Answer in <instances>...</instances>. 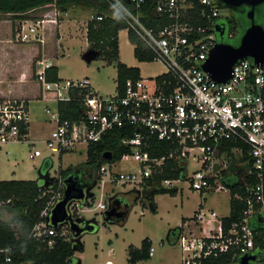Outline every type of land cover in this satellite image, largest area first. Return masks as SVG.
<instances>
[{
	"label": "built area",
	"instance_id": "1",
	"mask_svg": "<svg viewBox=\"0 0 264 264\" xmlns=\"http://www.w3.org/2000/svg\"><path fill=\"white\" fill-rule=\"evenodd\" d=\"M104 1L113 14L93 11L89 22L108 17L121 19L128 31L139 38L145 51L154 60H160L167 71L153 80L142 77L127 80L123 91L117 89L115 95L104 97L88 79L49 81L47 71L54 62L45 56L38 58L35 77L46 102L57 106L71 100L72 88L90 90L84 98L83 118L79 122L61 120L58 108L45 110L53 125L46 140L49 150L61 155L85 147L88 152L91 144L100 143L110 133H118L121 145L132 150L123 159L133 158L141 170L112 173L111 184H137L150 189L148 181L154 174L163 173L167 160L171 159L178 163L180 177L163 180L160 187L164 189H173L188 180L189 188L201 194L226 190L231 193L232 188L224 182V172L237 177L246 196L237 193L235 198L248 203L240 219L225 231L216 211L198 209L193 222L201 224L200 230L188 229L190 225H186L176 242L181 244L184 264H204L209 257L231 252L233 259L254 256L252 264H264V67L251 59L239 61L226 83L213 80L204 70L219 42L216 26L222 7L218 0ZM148 6L159 18L153 20L146 14ZM44 9L45 13L35 17L21 15L16 26L19 42L38 43L44 48L47 26L59 27L62 14L68 15V11H61L55 4ZM151 20L154 24L148 26ZM229 37L234 38L231 33ZM134 46L136 49L139 45ZM31 121L27 100L0 99V150L13 143L35 146L37 140L31 137ZM153 140L170 143L175 149L168 157L154 158L150 151ZM225 144H234V147L230 149ZM243 147L247 148L246 152ZM42 154L40 150H31L30 158L36 159ZM232 155L241 158L243 167L239 174L228 169L232 162L227 158H233ZM192 161L199 164V169L189 177ZM117 163L103 165L99 185L104 186V177L108 171L113 172L112 167ZM62 198L63 194L56 196L42 212L43 220L33 229L35 238L58 235L50 219L53 208ZM96 208L105 213L110 209L104 201ZM85 209L86 204L73 201L69 214L72 219H79L78 211L85 212ZM65 226L67 229L63 230ZM59 227L61 235L70 240V226L60 224ZM52 245L53 240L49 242ZM154 253L155 248L151 247L150 257ZM4 264H13L9 255Z\"/></svg>",
	"mask_w": 264,
	"mask_h": 264
},
{
	"label": "rangeland",
	"instance_id": "2",
	"mask_svg": "<svg viewBox=\"0 0 264 264\" xmlns=\"http://www.w3.org/2000/svg\"><path fill=\"white\" fill-rule=\"evenodd\" d=\"M92 12L74 7L68 11L67 16L62 14L59 27L51 24L47 26L46 48L48 46L50 49V56L47 58H52L54 65L58 67L60 79L65 81L88 79L100 95L107 97L116 94L117 65L119 62L128 67L138 68L141 77L148 80H153L167 71L166 66L160 60L140 62L136 58L135 46L130 41L128 29L119 34V61L109 65L103 60L92 58L95 52L91 49L87 39V26ZM221 17L227 20L231 14L222 7ZM18 21H20L19 16L0 13V59L6 58V62L11 66V70L8 69L5 73L0 74V78L4 80L0 83H4V86L19 76L18 70H22L24 67L26 69V64L31 62L32 57L39 49L43 50V47L38 43L18 41L16 32ZM230 33L232 37L238 40V30L232 28ZM230 33L227 32L226 37L230 38ZM19 48L21 59L27 63L25 62L22 66L21 64L15 66V62L12 63L10 57H14ZM27 70V73H30L29 69ZM33 77L35 78L32 75ZM29 79L31 78L26 76L23 81L26 83V87L29 86L27 92L29 96H32L37 93L39 86L37 82H30ZM21 86L24 84L19 82V87ZM47 108L55 111L57 106L55 103L37 98L31 101V137L37 140L36 145L13 143L1 149L0 180L39 181L46 175L47 184L52 182V185L55 178L60 177L61 169L71 168L78 171L79 174L88 169V152L85 147L65 154L63 157H60L58 153L53 154L49 150L46 140L51 135L53 125L48 121L45 113ZM31 150H40L43 154L39 158L31 159ZM232 156L233 158H227L232 162L228 169L239 174L243 167L242 162H240L241 158ZM112 169L113 172L108 171L104 177L106 183L103 187L97 182L93 184L89 191L90 196L85 212L78 211L77 213V216L96 225L94 231L87 232L81 237L84 251L77 253L76 257L82 261V264H109L107 263L109 260L112 261V264H130L128 248L130 246L141 247L146 238L152 240L155 255L149 260L137 264H184L181 244L171 241V238H174L171 235L172 231L182 226L183 219L192 218L203 199H207L204 210H214L220 218H226L230 215L231 193L228 190L207 192L201 195L200 192L189 188L188 180H183L172 187L178 191L175 196L170 194L158 195L155 202H152L147 200L148 197L144 193V190L148 188L142 185L111 184L112 173L139 172L141 170L133 158L123 159ZM197 169H199V164L192 161L188 176L190 177L192 172ZM93 198L95 200L92 205L91 200ZM114 199L118 200V203H125L132 207L124 223L107 221L105 212L96 208L101 201H104L110 208L115 203ZM156 206L157 213H154L153 209ZM186 225H190L188 229L195 231H199L201 226L200 223L196 224L189 221L182 230H185ZM65 229H67L66 226L63 230Z\"/></svg>",
	"mask_w": 264,
	"mask_h": 264
},
{
	"label": "trees",
	"instance_id": "3",
	"mask_svg": "<svg viewBox=\"0 0 264 264\" xmlns=\"http://www.w3.org/2000/svg\"><path fill=\"white\" fill-rule=\"evenodd\" d=\"M50 4H55L63 12H67L74 7H79L99 14H113L111 7L104 0H0V13L19 15ZM145 11L151 19L156 20L159 18L158 16H154L151 6L145 8ZM19 17L21 18V16ZM256 19L258 23L264 26V6L259 9ZM151 21L147 23L148 26L154 24ZM223 21L227 24L226 33H230V29L234 28L238 30L239 37L250 24L246 15L242 16L240 23L234 21L232 17L227 20L223 19ZM125 29H127V25L119 18L114 19L108 17L103 21H90L87 26V39L91 49L95 52L92 58L103 60L109 65L115 61H119V34ZM217 37L219 38L218 41H222L219 34H217ZM129 38L134 45H139L135 49V56L140 62L155 61L153 55L145 51L141 41L133 32H129ZM223 41L238 45L237 39L231 40L226 37ZM47 78L51 82L62 80L59 77L58 67L54 65L50 68L47 71ZM139 78H141V75L138 68L128 67L122 62L118 63L117 89L123 91L127 80H138ZM89 92L90 90L88 88H72L70 91L71 100L60 102L57 105L61 120H68L72 123L82 120L84 98ZM224 146L231 149L234 147V144H225ZM243 148L246 152L247 148ZM174 149L175 146L170 143L153 140L150 151L152 157L162 158L165 156L168 157ZM68 153H62L60 157ZM106 153H111L112 158L105 159L104 155ZM131 153L132 150L129 146L121 145L118 133H110L100 143L90 145L87 153L88 169L81 171L82 174H79L78 171H74L71 168L66 170L61 169L60 177L55 178L52 185V182H48L50 184H47L46 175L44 179H40L39 181L0 180V264L5 263V258L8 255L11 257L13 264H80V259L76 257V254L84 251L81 239L75 243L74 247L72 235L70 240L63 237L60 227L56 229L57 236L43 237L40 239L32 235L33 229L43 220L41 214L48 204L59 194H65L66 179L74 176L77 177L78 183L81 184V179L87 178L91 183L88 186H82H92L100 180V170L103 165H112L120 162L125 155ZM177 164L175 159L167 160L165 171L161 174H154L153 178L148 181L147 186L152 187L144 190L146 197H148L147 200L155 202V198L158 195L170 194L175 196L177 194L178 191L175 189H164L160 187V183L163 180L177 179L180 177V173L177 171ZM224 176H226L224 182L232 188L230 215L222 219L224 229L227 231L233 222L240 219L243 211L248 207V203L245 199L240 200L235 198L237 193L244 198L246 196V190L238 184V178L229 175L227 172H224ZM94 200L95 198L91 200L92 205L94 204ZM114 202V206H117L118 200L114 199ZM85 204L88 205V201ZM131 210L132 207L127 206L125 215L117 218L115 222H126ZM153 212L157 213V206L153 209ZM193 220H195V215L190 219L184 218L182 221L183 226L187 221ZM253 224L256 227V222ZM182 229L183 227L181 226L172 231L171 235L174 238H171V241L173 243L176 242ZM51 240L54 241V245L49 246ZM151 247L152 242L149 238L143 240L140 248L130 246L128 248L129 263L137 264L141 261L149 260ZM2 250L4 252H1ZM238 260V258L233 259V253L231 252L220 254L217 257H209L203 262L204 264H234Z\"/></svg>",
	"mask_w": 264,
	"mask_h": 264
},
{
	"label": "water",
	"instance_id": "4",
	"mask_svg": "<svg viewBox=\"0 0 264 264\" xmlns=\"http://www.w3.org/2000/svg\"><path fill=\"white\" fill-rule=\"evenodd\" d=\"M225 9L233 12L247 8L246 17L250 24L238 38V45L223 41L225 30L223 25L218 24L216 31L222 41H219L213 48L207 62L203 68L208 72L213 80L226 83L232 78L233 68L243 60L251 59L256 65L264 67V26L257 22L258 9L264 6V0H218ZM235 40V38H230ZM105 159H111L112 154L106 153ZM45 176L42 178L44 179ZM66 190L64 198L59 200L52 210L51 225L55 228L60 224H68L72 231V243L74 244L87 232L94 231L95 223L85 219H72L69 214V205L73 201H80L83 205L89 198V191L93 187H85L78 183L77 177L71 176L65 180ZM118 213L117 206L111 205L105 213L107 221L114 223L117 218L122 217ZM254 256H244L234 264H252Z\"/></svg>",
	"mask_w": 264,
	"mask_h": 264
},
{
	"label": "crops",
	"instance_id": "5",
	"mask_svg": "<svg viewBox=\"0 0 264 264\" xmlns=\"http://www.w3.org/2000/svg\"><path fill=\"white\" fill-rule=\"evenodd\" d=\"M48 5H46V6H43V7H39V8H36V9H33V10H31V11H29V12H27V13H24V14H19V15H14V14H6V15H14V16H21V15H23L24 17H35L36 15H40V14H42V13H45L47 10H45L44 8H46ZM19 50H20V48L19 49H17V51H16V54H15V56L14 57H10V61L13 63V62H15V66H18V65H20L21 64V66L22 65H24L25 64V60H22L21 59V57H20V55H19ZM50 49H49V47L47 46V48H46V44H45V47L43 48V50H41V49H39V51H37L36 52V54L32 57V60H31V62L29 61V64H26V69H25V67L22 69V70H18V74H19V76L13 81V82H11V83H6L5 84V86H4V83H0V99H10V98H19V99H25V100H27L28 102H29V104L31 103V101L33 100V99H42V91H41V86H40V84L36 81V77L33 79L32 78V75L33 76H35V70H36V65H35V62H36V60H37V57H39V56H41V55H44V56H50ZM28 60V59H27ZM7 60H6V58H1L0 59V74H2V73H5L8 69L9 70H11V66H9L8 65V63L6 62ZM27 63V62H26ZM6 69V70H5ZM27 69H29V72L30 73H27L28 72V70ZM26 76L27 77H29V78H31V79H29V81L30 82H37L38 83V91H37V93H35L34 95H30L29 96V94H28V92H27V90H28V88L27 87H29V86H25V82L23 81L24 79H26ZM1 77V76H0ZM2 78H0V82L1 81H4L3 79L1 80ZM28 81V82H29ZM19 82H22V84H24V86H21V87H19ZM28 85H31L30 83H28ZM19 87V88H18ZM43 100V99H42ZM8 146V145H7ZM4 148V147H3ZM2 148V149H3ZM0 153H1V150H0ZM201 195H203V194H201ZM157 197V196H156ZM156 199V198H155ZM206 201H207V199H203L202 201H201V203L199 204V207H198V209L200 208V207H202V208H204L205 207V203H206ZM198 211V210H197ZM196 211V212H197ZM196 212H195V214H196ZM194 214V215H195ZM218 216H219V214H218ZM219 219H223V218H220L219 217ZM187 222H189V221H187ZM114 223H117V222H114ZM216 225H217V222L215 223ZM182 227H183V224H182ZM151 240V239H150ZM151 242H152V240H151ZM152 247H153V242H152ZM137 248H140V247H137ZM154 255H155V253H154ZM153 255V256H154ZM152 256V257H153ZM151 258V257H150ZM128 261H129V257H128ZM82 261L80 260V264H82L81 263ZM142 262V261H141ZM107 263H109V264H112V261L111 260H109Z\"/></svg>",
	"mask_w": 264,
	"mask_h": 264
},
{
	"label": "flooded vegetation",
	"instance_id": "6",
	"mask_svg": "<svg viewBox=\"0 0 264 264\" xmlns=\"http://www.w3.org/2000/svg\"><path fill=\"white\" fill-rule=\"evenodd\" d=\"M260 9V8H259ZM258 9V10H259ZM229 11V10H228ZM231 14V17L233 18L234 21L239 22L242 21V16L246 15L247 13V8L243 7L240 11L238 12H233V11H229ZM218 24L223 25L224 30H225V34L223 36V40L225 39V35H226V30H227V24H225V22L223 21V18L221 17V19L218 21ZM82 177V176H81ZM91 182L87 179V178H82L81 179V185H85L88 186ZM117 209H118V213L120 215H125L126 213V209H127V205L125 203H118L117 204Z\"/></svg>",
	"mask_w": 264,
	"mask_h": 264
}]
</instances>
